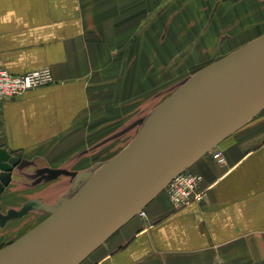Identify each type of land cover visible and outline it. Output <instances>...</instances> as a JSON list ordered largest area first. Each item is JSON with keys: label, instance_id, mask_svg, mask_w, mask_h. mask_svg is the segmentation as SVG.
<instances>
[{"label": "crops", "instance_id": "1", "mask_svg": "<svg viewBox=\"0 0 264 264\" xmlns=\"http://www.w3.org/2000/svg\"><path fill=\"white\" fill-rule=\"evenodd\" d=\"M145 2L0 0V67H48L54 75L50 84L0 101V158L21 159L0 169V180L8 178L1 219L38 209L37 202L56 206L81 188L77 174L91 173L98 147L92 85L107 66L115 22ZM191 170L203 177V201L175 207L161 191L145 216L135 214L79 264H264V109Z\"/></svg>", "mask_w": 264, "mask_h": 264}, {"label": "water", "instance_id": "2", "mask_svg": "<svg viewBox=\"0 0 264 264\" xmlns=\"http://www.w3.org/2000/svg\"><path fill=\"white\" fill-rule=\"evenodd\" d=\"M263 109L264 36L197 74L75 196L58 206L37 202L51 216L0 250V264H79L176 175ZM20 160L5 155L0 169Z\"/></svg>", "mask_w": 264, "mask_h": 264}, {"label": "rangeland", "instance_id": "3", "mask_svg": "<svg viewBox=\"0 0 264 264\" xmlns=\"http://www.w3.org/2000/svg\"><path fill=\"white\" fill-rule=\"evenodd\" d=\"M114 31L107 66L91 89L98 110L97 161L90 174H77L81 188L197 74L264 36V0H146L144 8L115 22ZM0 181L2 193L8 178ZM50 216L48 209L33 207L0 218V250Z\"/></svg>", "mask_w": 264, "mask_h": 264}, {"label": "built area", "instance_id": "4", "mask_svg": "<svg viewBox=\"0 0 264 264\" xmlns=\"http://www.w3.org/2000/svg\"><path fill=\"white\" fill-rule=\"evenodd\" d=\"M54 82L51 68L45 67L24 73H13L5 67H0V101L22 95L28 90ZM214 158L223 163L225 157L221 151L214 152ZM203 177L190 168L176 175L164 191L175 207H182L191 202H201L205 198L202 187ZM140 215L145 216L142 210Z\"/></svg>", "mask_w": 264, "mask_h": 264}, {"label": "bare ground", "instance_id": "5", "mask_svg": "<svg viewBox=\"0 0 264 264\" xmlns=\"http://www.w3.org/2000/svg\"><path fill=\"white\" fill-rule=\"evenodd\" d=\"M191 168V167H190ZM163 191V190H162Z\"/></svg>", "mask_w": 264, "mask_h": 264}]
</instances>
